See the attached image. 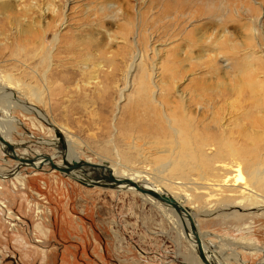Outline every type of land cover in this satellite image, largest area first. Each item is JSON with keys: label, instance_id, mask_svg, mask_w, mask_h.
I'll use <instances>...</instances> for the list:
<instances>
[{"label": "rangeland", "instance_id": "374dc122", "mask_svg": "<svg viewBox=\"0 0 264 264\" xmlns=\"http://www.w3.org/2000/svg\"><path fill=\"white\" fill-rule=\"evenodd\" d=\"M14 1L0 0V110L15 119L6 137L15 154H56L46 143L59 130L79 159L146 175L181 201L217 263L264 264V198L235 183L247 164L236 152L264 141V0H49L44 15L48 0L26 12ZM136 52L148 78L170 87L169 101L199 86L203 96L226 90L211 109L190 108L205 145L220 126L227 137L202 175L162 170L177 138L160 106L137 95L136 66L123 77ZM18 165L0 146V264L201 263L151 197L83 186L48 165H20V183Z\"/></svg>", "mask_w": 264, "mask_h": 264}, {"label": "bare ground", "instance_id": "6f19581e", "mask_svg": "<svg viewBox=\"0 0 264 264\" xmlns=\"http://www.w3.org/2000/svg\"><path fill=\"white\" fill-rule=\"evenodd\" d=\"M18 1H21L22 2L21 4L23 6L22 7L23 10L22 9H20V10H22V12H24V11L26 12L27 6L25 4H27L31 0H16L14 2H18ZM34 1H38V0H34ZM50 2L51 1L47 2L46 5L43 6L45 8L42 7L41 10H42L43 15L45 13H47L48 11L49 12L51 11L50 10V8H51ZM16 5H17V3H16ZM33 5H35V3ZM3 6L8 7L10 5L4 4ZM30 6L31 5H29V8H30ZM32 11H34V10H32ZM61 12L64 15V9ZM19 13H21V12H19ZM53 39H54L53 40V42H54L56 40V36H54ZM141 57L142 56L139 52H136L131 56L130 60L132 62L129 65H127V72H125L123 77L126 80H128L129 76L131 75V71H133V69H135V66H136L137 70H139V72L142 73V75L140 74L139 78H138V83H137L138 87L136 89L137 95L139 97H141L146 102V104L148 105V107L150 109H154L153 107L155 105L160 106V109L165 113L164 119H165L166 124L169 128V132L174 134L177 138V140L174 143V146H175L174 151H172V152L170 151L174 155L173 156L174 159L173 158H172V160L168 159V161L161 167L162 170L163 171L171 170L172 168L175 167L178 172H182V171L184 173L194 172V173H198V174L202 175L204 173L202 170V166H205L207 164L206 161L208 159L211 160L212 158H214L216 156H221V158H223L222 157L223 151H221L220 145L222 144L223 141H225L227 139V137L225 136V127L220 126V132H219L220 135H214V137L211 138V140H212L211 143H206L207 145H205L204 143L206 140H204V138H202V137H200L194 133V132H197L196 128L201 123L200 122L195 123V120H194L195 118L192 117V114L190 113V108L192 106H195L197 108V110L202 109V108L209 110V109H211L210 104L213 102V100H216L217 98L223 97L226 90L223 89L217 94H208L207 93L205 96H203L201 94L203 92H206L205 91L206 89L202 86H199V88H197V95L194 96L192 94H189L188 97H186V95L184 94L180 97L175 98L174 100L169 101L167 99V97H165V96L169 95L170 87H166L165 89L161 90L160 86L164 82L163 80L157 81L154 78H148V76L146 74L147 71H145L143 63L141 62ZM137 61H138V63L136 65H134ZM133 83L134 82H132L131 85ZM158 92H159V94H162V97H160L159 99H157L155 97V95ZM163 94H164V96H163ZM35 98L38 101L40 99L39 96H36ZM119 98H122L121 94H120ZM261 98H264V93H263V97H261ZM13 101L14 100H11V99L8 100L9 106H14L17 104V103H14ZM28 108H31V107H28ZM169 108H172V110L168 111ZM166 112L173 113L174 115L167 114ZM13 120L15 121L14 118H9L7 116H6V118L3 119V122L0 124V136H3V138H5V139H6V137H8L7 135L10 133V131H12L10 128L9 122L13 121ZM55 132L60 134L59 130L55 129ZM261 134H262V138H264V131L261 132ZM61 136L63 137L64 142H66V144H67L66 145L67 149L65 151H62V152L57 151L59 153V156L62 157V160L64 158V160H66L67 162H70L71 158H74L75 160H79L78 155H76L74 152L71 151V148L69 147V142L67 140H65L63 135H61ZM46 144L53 145V147H55V145L58 144V138H56V140L54 142H52V143L48 142ZM192 144H194V146ZM209 144H215L216 146H218V148L215 147V148H217V150L214 152L209 151L208 153H204L202 148L205 146H208ZM0 146H1L2 150H5L6 147L4 145L0 144ZM223 150L228 151V152L234 151L232 149V147H229L228 145L226 146V149H223ZM240 150L241 151H237L236 154L239 156H243L246 159L247 164H245V170H244V174H245L244 176L245 177L240 175V174H237V176H236L237 181H235V183H239L240 193H242L243 195L244 194L246 196L249 195V196H252L256 199H259L261 197L264 198V154L261 153V151L264 150V141L262 143L256 145V146H252L250 148L244 147ZM9 156H15V155H11V153H9ZM16 156L18 158L22 157V156H19L17 154H16ZM26 158H29V157H26ZM204 160H205V162H204ZM196 161H198L199 165H195ZM20 165L24 166L22 163L19 162L18 168L17 169L15 168V170H13L12 173L14 174L16 181L19 180L20 183H23L22 180H24V177L21 176ZM58 165H62V163L58 164ZM32 166L35 167L36 169H39L42 167V161L37 160L33 163ZM239 166L240 165L237 164L236 172L238 171ZM25 167H31V166H29L28 164H25ZM33 167H31V168H33ZM109 168H110V166H109ZM110 169H111L113 176L116 178H129V179L137 182L138 184H141L143 187H145L147 189H151V190H154V191L159 192V193H165V194L171 196L166 191L162 192L159 189L155 190L154 185H150L149 183H146V181H148V178H149L146 175L141 176V175H139V173L136 174L138 176H136L133 173L132 174L122 173L124 175H117V172L115 173V171H116L115 168H114L115 171L112 168H110ZM124 172H126V171H124ZM7 175L8 174H6V173L1 174L0 178L3 177V179H4V177H7ZM75 176H76V178H80V179L83 178L80 174H75ZM137 177L141 179L142 183H140V181L137 179ZM72 179L75 180L74 178H72ZM116 189L117 190H121V189L122 190H126V189L133 190V188L125 187V186H118V187H116ZM133 191H135V190H133ZM171 197H173V196H171ZM173 198L177 202H179L182 206H184L181 201H179L175 197H173ZM165 207H168L167 210L170 212V213H168V215L172 214V216L174 218L173 220L175 221V223L177 221H178V223L179 222L181 223L180 227H182L183 230L182 231L179 230L180 235L185 237L187 242H189L191 244L190 246H192L191 249L193 250L194 256L196 259L199 260L198 255H197V248L195 245V239L189 230L188 220L186 219V217L184 215L182 218L177 216V214H175L174 211L169 206H165ZM187 212L189 213L188 210H187ZM189 214H191V213H189ZM191 216L193 217V215H191ZM184 226L187 227V230H188L187 232H185ZM177 228H179V227H177ZM202 242H203V239H202ZM203 250L205 252V256L207 257V259L211 263L220 264V263H217L212 258L213 254H212V256L209 254V252L207 251V247L205 246L204 243H203ZM199 262H200V260H199Z\"/></svg>", "mask_w": 264, "mask_h": 264}, {"label": "water", "instance_id": "95a60500", "mask_svg": "<svg viewBox=\"0 0 264 264\" xmlns=\"http://www.w3.org/2000/svg\"><path fill=\"white\" fill-rule=\"evenodd\" d=\"M3 116L1 115L0 110V124L3 122ZM56 138H58V144L55 145V149L58 152L65 151L67 149V144L64 142L63 137L61 134L55 133ZM0 144L4 145L6 148L4 151L5 154L9 155H15L10 156L13 160L19 161L24 166L25 164H28L29 166L33 167V163L37 160L42 161L43 164L48 165L51 170L58 171L62 174H66L67 176L74 178L78 183L82 184L83 186L87 187H102V188H108V189H116L118 186H125L130 187L135 190V192L146 195L151 197L153 200L157 201L158 203L162 204L163 206H169L177 216L180 218L183 217V215L186 217V219L189 222V230L191 234L193 235L195 239V245L197 248V255L201 262V264H213L211 263L207 257L205 256V252L203 250V242L202 237L199 235V232L197 230V226L195 224V221L193 220V217L191 214L187 212V209L182 206L179 202H177L173 197L165 194V193H159L151 189H147L143 187L141 184H138L137 182L129 179V178H116L113 176L111 169L106 163L102 164H95L90 163L85 160H75L74 158H71L70 162H67L66 160H62V165L56 164L53 159L55 156L59 155L57 152L54 155L49 154H34V157L32 158H18L16 156L15 149L13 145L7 141L3 136H0ZM41 167V166H40ZM35 168V167H33ZM36 169V168H35ZM75 174H80L83 178H76ZM78 179V180H77ZM185 232H187V227L184 226Z\"/></svg>", "mask_w": 264, "mask_h": 264}]
</instances>
